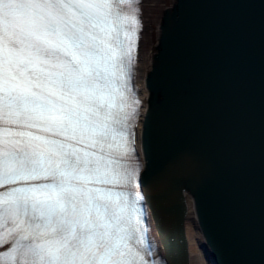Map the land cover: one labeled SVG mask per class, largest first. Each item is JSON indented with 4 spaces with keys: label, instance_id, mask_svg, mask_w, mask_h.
Returning <instances> with one entry per match:
<instances>
[{
    "label": "snow or ice",
    "instance_id": "obj_1",
    "mask_svg": "<svg viewBox=\"0 0 264 264\" xmlns=\"http://www.w3.org/2000/svg\"><path fill=\"white\" fill-rule=\"evenodd\" d=\"M141 0H0V264H164L140 206Z\"/></svg>",
    "mask_w": 264,
    "mask_h": 264
},
{
    "label": "water",
    "instance_id": "obj_2",
    "mask_svg": "<svg viewBox=\"0 0 264 264\" xmlns=\"http://www.w3.org/2000/svg\"><path fill=\"white\" fill-rule=\"evenodd\" d=\"M148 87L144 190L170 264H188V194L209 262L264 264V0H177Z\"/></svg>",
    "mask_w": 264,
    "mask_h": 264
},
{
    "label": "bare ground",
    "instance_id": "obj_3",
    "mask_svg": "<svg viewBox=\"0 0 264 264\" xmlns=\"http://www.w3.org/2000/svg\"><path fill=\"white\" fill-rule=\"evenodd\" d=\"M146 14L143 40L141 44V56L137 65V80L140 83L142 107L148 106L151 91L147 87V77L151 72L152 62L158 52V44L161 38V24L163 15L168 7H172L176 0H142ZM146 112V110H144ZM142 124V123H141ZM140 124V125H141ZM141 147V145H140ZM142 151V149H141ZM189 212L187 215V245L189 250V264H208L205 260L203 250L199 242L202 236L196 231V215L193 209L192 197L187 195Z\"/></svg>",
    "mask_w": 264,
    "mask_h": 264
}]
</instances>
